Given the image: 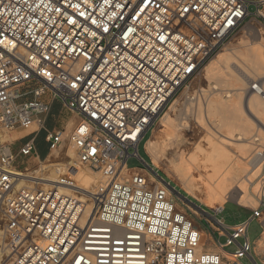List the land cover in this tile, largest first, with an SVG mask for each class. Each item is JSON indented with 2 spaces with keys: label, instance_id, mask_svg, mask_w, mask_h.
Returning a JSON list of instances; mask_svg holds the SVG:
<instances>
[{
  "label": "built area",
  "instance_id": "1",
  "mask_svg": "<svg viewBox=\"0 0 264 264\" xmlns=\"http://www.w3.org/2000/svg\"><path fill=\"white\" fill-rule=\"evenodd\" d=\"M251 19L264 27V0H0V264L255 262L249 228L264 230V180L235 225L217 218L224 208H200L223 241L140 155L173 99ZM252 90L264 99L260 84ZM47 94L78 119L70 132L46 128ZM19 131L28 134L15 153L1 135ZM68 150L76 162L44 184L47 159ZM256 158L264 167V148ZM132 159L146 167L130 168ZM77 168L99 175L91 191L78 186ZM203 234L216 250L202 246Z\"/></svg>",
  "mask_w": 264,
  "mask_h": 264
},
{
  "label": "bare ground",
  "instance_id": "2",
  "mask_svg": "<svg viewBox=\"0 0 264 264\" xmlns=\"http://www.w3.org/2000/svg\"><path fill=\"white\" fill-rule=\"evenodd\" d=\"M242 48L243 50L234 49V51L218 54L205 67V75L208 83H210L209 87H211L209 89L211 90V98L207 101L204 108L203 105H199L200 108L198 107L199 111L195 119L196 122L203 126L206 125V121L214 124L218 138L216 137L217 134L215 136L211 133L213 137H205L207 138L206 144L203 142L204 145L201 143L199 145L198 143L195 148H191L188 145L185 146L179 151V154L177 153L179 157L177 163L173 165V175L181 182V189L188 196L210 209H221L222 204L229 198V192L234 186L238 187L239 191L242 192V196L238 198L237 202L239 205L246 208L255 206L257 201L247 192L248 186L252 185L263 175L261 162L255 155L253 157V149L254 145L256 147H264V99L255 92L251 93V91H253L252 80L264 81V73H261L264 71V39L254 44L244 43ZM242 62L243 64L249 63L250 66L256 62L257 65L250 67L245 64L246 66H244ZM247 84H251L250 91L247 89ZM260 87L264 90V82ZM177 102L178 100L174 101L170 108L171 110ZM194 105L192 104V106ZM245 105L248 107L249 114L245 111ZM231 118L232 120L229 122ZM187 122L185 123L187 125L181 124L182 129L179 130L175 119L170 115V111L161 117L159 123L160 126L165 128L163 130L167 134L168 139L161 141L153 136L147 141L145 146L146 152L155 167L161 169L168 148H177L183 141L189 142L191 140L192 137L185 139L186 136L182 135L184 132L187 133L190 128H193L192 122ZM255 135L257 137L253 140ZM22 136L14 133L12 135H1V140L2 142L12 143ZM194 139L192 140L195 141ZM233 146H236L239 150L238 152L242 154L241 160H248V162L245 163L237 159L236 155L239 153L233 151ZM66 153V157L70 159L69 163L73 164V161H76V159L73 160V158H76L75 154L72 150H68ZM52 156L60 159L62 155L52 153L46 163L49 162L48 160ZM249 163L254 164L251 169L249 168L250 170L247 167ZM61 165L62 162H52L50 165L52 167L49 168L44 184L48 185L50 182L57 180ZM250 172H252L251 176H249ZM72 175L83 192L91 191L100 179L98 174L85 168H77ZM262 180H264V177ZM262 182L259 180L254 187L258 189L259 184ZM200 184L205 187L206 191L204 194L207 193L205 198H201L202 196L200 197L197 193ZM92 210L93 207L89 205L86 210L87 214H90ZM262 234L263 238L260 241L264 240V231ZM206 238V235H202V246H204ZM260 241H258L257 245Z\"/></svg>",
  "mask_w": 264,
  "mask_h": 264
},
{
  "label": "rangeland",
  "instance_id": "3",
  "mask_svg": "<svg viewBox=\"0 0 264 264\" xmlns=\"http://www.w3.org/2000/svg\"><path fill=\"white\" fill-rule=\"evenodd\" d=\"M263 37H264V27L256 20H253V19L248 20L239 30L236 31V33L228 41L226 46L224 48H222L218 52V54L225 53L226 51H234V49H242L243 50L242 47H243L244 43L245 44H247V43H249V44L250 43H253V44L258 43L261 39H264ZM215 57L211 61H213L215 59ZM242 64H243V62H242ZM245 64L250 66L249 63H245ZM245 64H243V65L246 66ZM253 65H257V63L255 62ZM253 65H251V66H253ZM261 73H264V71H262ZM263 82L264 81L252 80V83H258V84H260V86ZM209 84L210 83H208V81H207V78L205 75V69H204L197 77H195L194 79L189 81L186 84V87L181 92H179V94L171 102L168 110L171 108L172 104H174V101L178 100V102L175 104L174 108L172 110L170 109L169 111H170V115L175 119V123H176V125H178L179 130L182 129L183 123H184V125H187L185 123L189 120V118L191 117L192 114L196 113L195 115H192L193 119L191 117L189 120L190 122H192L191 125L193 128H190L188 130V132L186 131L187 133L184 132V134H182V135L186 136V137L183 136V137H185V139H187V137L188 138L192 137L191 140H189V142L191 144L185 140L182 143H180L179 144L180 146L178 145L177 148L176 147L175 148H168L167 153L165 155V158L162 162L161 169H159V168L158 169L160 170V174L162 176H164L165 178H168L169 180L172 181V184L176 189L175 194L177 197V201L186 207L187 211L189 213H191V215L196 220V222L199 224V226L207 232L214 233L215 238H221L224 241L225 239H224L223 234H222L223 231L219 228V226L212 219H207L204 215L201 214L200 208H204L205 206H203L200 202H198L194 198L188 196L181 189V186H180L181 182L178 181V179L175 178L173 175V165H174V163H177V160L179 157L178 154L180 153L179 151L181 149H183L187 145L190 146L191 148H195L198 146V143H199V145H200V143L202 145H204V143L205 144L207 143V138H205V137H209V136H212L213 134L214 135L217 134V130L215 129V125L212 124L210 121L209 122L206 121V125L203 126V125H200V123L196 122V119H195L197 114H198L197 112L199 111V108H200L199 105H201V106L203 105V108H204L206 106L207 101H209V99L211 98V94H210L211 90H209L211 87H209ZM247 86H246L247 89L250 91L251 84H247ZM205 90H206V92H205ZM253 92L254 91H251V93H253ZM207 94L208 95L210 94L209 97ZM47 95L44 98L47 99V97H48ZM198 100H200V101H198ZM190 102H191V104H190ZM202 102H203V104H202ZM194 103H195V105H194ZM192 104L194 106H192ZM196 107L197 108L199 107V108L197 109ZM245 109H246L245 111H247V113L249 114L248 107H246V105H245ZM168 110L166 112H169ZM171 112L173 115L171 114ZM73 119H74V114L66 108V106L64 105V102L61 99H58V103L52 108V110L50 112L49 120L46 123V128L50 131H54V130L65 131L68 123ZM231 120H232V118L230 119L229 122H231ZM208 128H210V129H208ZM163 129H165V128L160 126V123L158 121L157 124L155 125V127L153 128V131L146 137L145 143L141 144L140 155L146 162H149V161H150V163L152 162L150 156L147 154L146 149H145L147 141L149 139H151L153 136H155V138H157L161 141L168 139L167 134L165 133V131ZM208 130L211 132L208 133L209 132ZM27 133L28 132H22V134H20V135L25 136ZM211 133H213V134L211 135ZM216 137L218 138V134ZM256 137L257 136L255 135L253 140ZM192 139H194L195 141H193ZM253 140H251V141H253ZM22 144H23V142L20 140H16L12 144V149L14 150L15 153L19 152ZM67 148L65 149V151L67 150ZM257 148H264V147L263 146L256 147V145H254L253 157H254V155L256 156ZM232 149H233V151H236V152L239 151L236 146L235 147L233 146ZM47 151H48V145L45 143V132H43L39 136L37 148L35 150V156L39 157L40 159H43L45 157ZM238 153L239 154L236 155L237 159L241 160V158L243 156L240 152H238ZM75 159L76 158H73V160H75ZM48 161L49 162L46 165H48V169H49L52 167V166H50L52 164V162L57 161V162L66 163V162H69L70 159H68L66 157V155H63V157L61 156L60 159H56V156H52L51 159H49ZM241 161L245 162V163L248 162V160L243 161V159ZM73 162H76V161H73ZM253 163L248 164V166H247L248 169L249 168L251 169L253 167V165H254ZM19 164H27V165L29 164L31 166V168H33V169H37L41 166L38 162H36L34 160L29 161V160H25L23 158H21L19 160ZM128 166L130 168H136V167H144L145 168L146 167L141 161H139L137 159L130 160L128 162ZM251 173L252 172H250L249 176H251ZM262 174L263 175L260 176V178L258 180H256L252 185L248 186V190H247V192L251 196H253L256 201H258V195H259V191H260L262 183L259 184L258 189H256L254 186H256V184L259 182V180L263 181L262 180V178L264 177V167L263 166H262ZM198 188H197L198 189L197 193L199 194V196L200 197L202 196L201 198H205L207 196V193L204 194L206 191L205 187H203V185L200 184L198 186ZM240 196H242V192L239 191L238 187L234 186V188H232L229 192V198L226 199V202H224L221 206L222 208H224V211L222 213L218 214L217 218L222 219L225 222V224H227V225H235V224L241 222L245 217L249 216L251 208L256 207L257 203L255 204V206H253L251 208H249V207L246 208L245 206L239 205L237 203L238 198ZM208 209L210 210V212L213 215H215V211L218 210V209H210V208H208ZM262 233H263L262 227L260 226V224L258 222H253L249 228V238H250L251 242L255 244V250H254L255 262H253L250 258L246 257L243 260L244 264H264V240L260 241L263 238ZM258 241H260V243L257 245ZM205 242H206V249L216 250L213 242L209 238H206Z\"/></svg>",
  "mask_w": 264,
  "mask_h": 264
},
{
  "label": "crops",
  "instance_id": "4",
  "mask_svg": "<svg viewBox=\"0 0 264 264\" xmlns=\"http://www.w3.org/2000/svg\"><path fill=\"white\" fill-rule=\"evenodd\" d=\"M48 97H47V99L46 98H43L44 99V101H46L48 104H50V112H51V110H52V108L58 103V99H55V100H52V98H51V96H49V95H47ZM50 112L47 114V115H45L43 118L46 120V123H47V121L49 120V115H50ZM77 122H78V119L77 118H74L73 120H71L69 123H68V125H67V127H66V130L64 131L65 133H68V132H70L73 128H74V126L77 124ZM61 131V130H60ZM43 132H45V131H42V132H40V133H38V134H36L35 135V138H36V143H38V139H39V136L43 133ZM13 133H11L10 135H12ZM14 134H22V131H19V132H17V133H14ZM28 134V133H27ZM26 134V135H27ZM46 134V133H45ZM25 135V136H26ZM46 143V142H45ZM251 215V210H250V214H249V216ZM248 217V216H247ZM247 217H245V218H247ZM244 218V219H245ZM243 219V220H244ZM242 220V221H243ZM204 236H205V234H203Z\"/></svg>",
  "mask_w": 264,
  "mask_h": 264
}]
</instances>
